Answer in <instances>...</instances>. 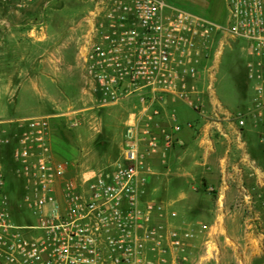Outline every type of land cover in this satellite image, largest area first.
Instances as JSON below:
<instances>
[{
  "label": "built area",
  "instance_id": "1",
  "mask_svg": "<svg viewBox=\"0 0 264 264\" xmlns=\"http://www.w3.org/2000/svg\"><path fill=\"white\" fill-rule=\"evenodd\" d=\"M33 1L0 3L17 13ZM224 1L225 22L217 23L164 0H94L76 50L84 91L98 106L131 97L137 104L116 159L74 174L53 154L50 116L0 119V148H10L22 206L13 208L0 163V264H198V242L214 252L217 223L180 218L151 197L150 182L154 157L166 169L167 152L180 144L167 97L204 114L199 84L212 87L230 40L248 57L264 121V0Z\"/></svg>",
  "mask_w": 264,
  "mask_h": 264
},
{
  "label": "rangeland",
  "instance_id": "2",
  "mask_svg": "<svg viewBox=\"0 0 264 264\" xmlns=\"http://www.w3.org/2000/svg\"><path fill=\"white\" fill-rule=\"evenodd\" d=\"M164 1L214 22H225L224 0ZM88 8L89 4L83 0H34L28 8L17 13L0 5V26L7 32L1 35L4 47L13 51L0 55V75L13 77V83L16 84V87L7 88L1 94L0 119L50 116L51 146L55 152L61 153V158L69 161L70 174L99 170L116 159L127 113L137 104L136 98L131 97L116 105L98 106L84 91L82 72L76 56L84 27L77 24ZM13 16L29 18V25H21L24 30H32L25 36V40L7 30L6 20ZM42 23H45L43 28ZM18 37L20 42L15 40ZM15 48L18 53L27 50V54L15 55ZM247 58L245 51L240 50L236 42L230 40L222 48L212 86L216 99L227 108H236L239 98L237 84L243 80ZM42 63L45 66L48 64L46 79L42 84L38 81L31 88L29 79L40 75ZM57 66L66 70L65 82L54 71ZM250 87L246 91L248 96L251 94ZM178 108L189 117L193 116V111L185 105L179 103ZM1 168H4L2 164ZM12 175H7V183L15 182ZM150 183L151 197L165 202L171 209L178 210L186 202L185 197H179V187L168 174L154 176ZM8 192L11 201L15 203L14 207L21 209L19 186L16 185L11 191L9 188ZM28 220L31 221V218ZM232 234L226 231L215 233L211 239L215 243V250L211 252L212 247H209L208 254L201 242H198L193 254L194 260L198 264H264V248L250 257L248 249H240L231 239ZM262 234L264 231L258 235L259 242L264 240Z\"/></svg>",
  "mask_w": 264,
  "mask_h": 264
},
{
  "label": "crops",
  "instance_id": "3",
  "mask_svg": "<svg viewBox=\"0 0 264 264\" xmlns=\"http://www.w3.org/2000/svg\"><path fill=\"white\" fill-rule=\"evenodd\" d=\"M83 1L89 4V8L77 26L88 28L84 19L94 8L95 2ZM28 20L27 17L13 16L5 24L10 34H18L25 40L32 30H24L21 25H29ZM43 25L45 23L41 28ZM4 33L7 32L0 26V55L13 52L4 47L1 36ZM19 37L15 39L18 42ZM14 54L23 56L27 50L18 53L15 48ZM47 65L42 63L40 75L29 79L31 88L38 81L42 84L46 79ZM54 71L65 82L66 70L57 66ZM249 85L250 96L246 93ZM14 87L13 77L0 75V97L7 88ZM237 88L239 98L236 108L232 109L216 99L213 86L209 88L205 82H201L199 97L204 114L168 96L165 114L175 113L180 124L177 133L180 144L167 152L166 169L160 165L158 157H154L153 166L159 176L168 174L179 187V197H185L186 202L176 210L180 218L185 216L188 220L217 223L218 232L233 233L231 239L240 249H248L252 257L264 248V240L258 241V232L264 231V121L256 116L253 83L247 79L246 69ZM179 103L191 109L193 116L180 112ZM240 119L244 121L242 125L238 123ZM52 151L55 158L63 159L60 152H55L53 148Z\"/></svg>",
  "mask_w": 264,
  "mask_h": 264
},
{
  "label": "trees",
  "instance_id": "4",
  "mask_svg": "<svg viewBox=\"0 0 264 264\" xmlns=\"http://www.w3.org/2000/svg\"><path fill=\"white\" fill-rule=\"evenodd\" d=\"M0 163L3 165V170H4V175H5V178L7 180V178H9L7 175H12L14 172H13V169H14V164H13V161L11 159V156H10V148L9 147H2L0 148ZM8 172H6L7 170ZM7 175H6V174ZM9 173V174H8ZM13 177H15V175H12ZM17 181V182H16ZM8 188H10V191L17 185L19 186V190L21 191L20 189V182L16 179L15 177V182L13 181L12 183L9 181L8 183ZM14 202H12V205H13V208L16 209V207H14Z\"/></svg>",
  "mask_w": 264,
  "mask_h": 264
}]
</instances>
